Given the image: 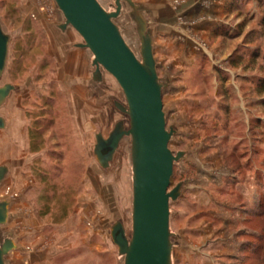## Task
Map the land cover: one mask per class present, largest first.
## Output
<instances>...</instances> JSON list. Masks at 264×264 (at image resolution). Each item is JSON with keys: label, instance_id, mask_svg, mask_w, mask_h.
<instances>
[{"label": "rangeland", "instance_id": "1", "mask_svg": "<svg viewBox=\"0 0 264 264\" xmlns=\"http://www.w3.org/2000/svg\"><path fill=\"white\" fill-rule=\"evenodd\" d=\"M97 1L113 11L114 0ZM133 1L149 10L166 125L175 131L169 148L185 153L171 180V188L182 184L169 206L172 264H264V0ZM20 2L0 0L10 37L0 87L14 86L0 108V166L9 169L0 202H10L0 239L18 247L5 263L123 264L109 229L120 221L130 237L129 139L107 170L92 154L95 134L107 138L120 121L128 126L114 107L126 105L123 93L106 73L94 83L68 71L71 44L82 40L54 25L56 12L60 23L63 17L53 0L42 2L47 27L25 16ZM114 23L139 58L128 8ZM31 129L43 138L38 153L29 152ZM64 202L70 213L82 211L57 223ZM96 212L101 237L89 241L84 229L93 221L85 218Z\"/></svg>", "mask_w": 264, "mask_h": 264}, {"label": "water", "instance_id": "2", "mask_svg": "<svg viewBox=\"0 0 264 264\" xmlns=\"http://www.w3.org/2000/svg\"><path fill=\"white\" fill-rule=\"evenodd\" d=\"M63 22L57 28L64 33L70 27L81 38L75 47L92 55L91 73L94 83L102 82L103 74L111 76L121 89L126 105L114 102L117 111L128 118V126L117 122L104 138L95 134L92 154L102 170H107L124 138L129 139L131 163V233L128 238L120 221L109 229L112 244L123 264H172V233L170 232V202L181 194L182 184L171 188L174 165L185 155L173 153L169 144L175 131L167 128L163 111L164 85L157 74L153 39L148 29L149 10L133 0H114L113 11H106L97 0H53ZM123 6L135 24L139 40V58L124 41L114 21ZM10 37L0 24V78L3 76L9 52ZM14 86L0 87V108L6 103ZM6 121L0 116V130ZM0 166V184L8 174ZM9 201L0 202V227L9 219ZM18 250L10 237L0 239V264L6 256Z\"/></svg>", "mask_w": 264, "mask_h": 264}, {"label": "crops", "instance_id": "3", "mask_svg": "<svg viewBox=\"0 0 264 264\" xmlns=\"http://www.w3.org/2000/svg\"><path fill=\"white\" fill-rule=\"evenodd\" d=\"M20 6L23 7V12L25 14V16L27 15H31V17H35L38 16V18L40 17L41 19V24L42 26H46L45 24H47L49 21H45L44 18V14L42 13V2L44 4V0H20ZM54 25L59 24V16L56 12V14H54ZM47 27V26H46ZM75 42H72L71 46L72 48L76 51L75 53H69L68 55H71V59L74 61L71 64V59H68V66L67 69L68 71H74L75 74L81 75L83 81H89L91 80V71H90V67H91V57L90 55L88 56V54L86 53V50L80 49L75 47ZM78 57V59H77ZM78 69V71H77ZM80 69L82 70L80 73ZM70 71V72H71ZM72 71V72H73ZM92 81V80H91ZM90 205V204H89ZM90 206H87L85 208V211H89ZM83 208V206H82ZM82 211V209L80 207H76L74 212L71 213V215L67 218L68 220L73 219V217L77 216L78 213ZM93 214V213H92ZM86 222H92L93 221V227L92 228H85V237L86 240L89 241H93L96 240L98 237H101V226L104 223V218H101V215L96 214L94 215V217L92 218H85ZM93 246V245H92Z\"/></svg>", "mask_w": 264, "mask_h": 264}, {"label": "trees", "instance_id": "4", "mask_svg": "<svg viewBox=\"0 0 264 264\" xmlns=\"http://www.w3.org/2000/svg\"><path fill=\"white\" fill-rule=\"evenodd\" d=\"M233 0H228V2H231ZM237 2V0H234ZM236 2H232L231 4L234 5V7L237 5ZM234 3V4H233ZM264 87V86H263ZM264 89V88H263ZM40 119L39 118H36L35 120V124H39L40 122ZM40 129V127L38 128ZM42 129V128H41ZM31 131H35V132H31ZM30 131V145H29V152L30 153H38L41 149H42V145H43V138L41 137L40 133L38 132L37 129H31ZM35 170V169H34ZM36 172V171H35ZM42 176H46L44 173H41ZM60 215L58 216L56 222H62L64 221L65 219H67L69 216H70V212H71V208H70V205L68 203H63L62 204V207L60 208ZM47 213L45 214H42V215H46Z\"/></svg>", "mask_w": 264, "mask_h": 264}, {"label": "built area", "instance_id": "5", "mask_svg": "<svg viewBox=\"0 0 264 264\" xmlns=\"http://www.w3.org/2000/svg\"><path fill=\"white\" fill-rule=\"evenodd\" d=\"M27 250H28V248H27ZM24 264H27V262H24Z\"/></svg>", "mask_w": 264, "mask_h": 264}]
</instances>
